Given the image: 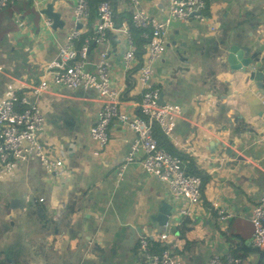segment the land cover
Listing matches in <instances>:
<instances>
[{
	"label": "crops",
	"instance_id": "1",
	"mask_svg": "<svg viewBox=\"0 0 264 264\" xmlns=\"http://www.w3.org/2000/svg\"><path fill=\"white\" fill-rule=\"evenodd\" d=\"M76 1L13 0L0 9V99L14 89L39 102L46 115L42 138L48 154L63 161L59 175L33 157L11 172L0 164V258L6 264H142L140 239L147 237L170 248L184 264H211L214 256L225 264L228 238L251 244V214L264 195V95L248 74L232 71L226 47L230 41L262 51L264 63V0H206L208 21L173 19L166 52L156 64L154 87L165 102L184 111L168 143L176 155L192 160L188 170L209 178L195 205L175 198L138 159L128 158L134 135L119 122L109 127L107 147L94 153L89 133L101 105L95 89L52 84L42 97L32 96L31 86L40 82L69 34L79 27L82 34L93 31L89 19L76 24ZM111 1L117 15L131 14L129 0ZM50 3L61 12L63 28L44 25L48 18L41 10ZM142 4L158 20L170 15L169 0ZM108 37V44L91 42L85 70L95 72L102 51L109 50L122 108L138 114L140 68L125 71V39ZM12 198H23L25 210L12 209ZM216 201L234 217L216 218ZM164 203L173 212L166 226L154 219ZM182 209L192 215L184 216ZM163 233H168L164 241Z\"/></svg>",
	"mask_w": 264,
	"mask_h": 264
},
{
	"label": "built area",
	"instance_id": "2",
	"mask_svg": "<svg viewBox=\"0 0 264 264\" xmlns=\"http://www.w3.org/2000/svg\"><path fill=\"white\" fill-rule=\"evenodd\" d=\"M35 1V0H28ZM91 0H77L74 18L77 25H82L90 15ZM10 0H0V8L8 7ZM38 4V3H37ZM131 23L142 31L147 40L145 54L140 63L131 23H116V12L111 0H102L97 8V23L93 35L88 36L80 48L77 43L82 35L80 27L69 34L67 41L59 48L58 56L46 68L40 82L31 86L32 96L42 97L51 85H59L74 90L81 86L97 91L101 102L98 118L90 129V137L97 146L98 155L109 143L108 130L113 121L133 133V142L128 158L138 159L142 167L152 175L165 182L171 194L177 199H187L191 204H198L202 179L190 174L187 166L190 158H182L159 145L156 127H159L166 139L173 137L176 127L184 118L183 108L178 104L161 103V91L154 87L153 80L156 64L167 49L166 35L173 19L183 21H208L206 0H169V17L158 20L143 7L142 0H129ZM41 5V4H39ZM38 6V5H37ZM44 25L52 29V21L46 19ZM87 30V29H86ZM109 33L122 34L127 48L122 57V66L129 71L137 66L142 99L137 104L138 114L129 113L122 108V90L113 85L112 66L109 50L102 51L95 72L85 70V59L89 54L91 42L108 44ZM46 126V115L41 104L32 101L30 96L21 95L17 90L9 91L0 99V164L2 170L11 172L19 161L38 158L47 172L59 175L63 161L50 158L47 143L43 141ZM43 200V199H42ZM220 221H228L234 212L221 208L214 202ZM181 214L191 216V209H182ZM253 234L251 244L264 249V195L254 207L251 214ZM168 238V233L160 235V240ZM140 256L142 264H184L170 248L154 252L147 237L140 239ZM229 262H240L229 259ZM221 258L214 256L211 264H222ZM0 264H6L0 258Z\"/></svg>",
	"mask_w": 264,
	"mask_h": 264
},
{
	"label": "trees",
	"instance_id": "3",
	"mask_svg": "<svg viewBox=\"0 0 264 264\" xmlns=\"http://www.w3.org/2000/svg\"><path fill=\"white\" fill-rule=\"evenodd\" d=\"M12 1L13 0H10L8 7H10ZM101 1L102 0H91V2H90V15H91V12L92 13L95 12L96 17H97V8H98V5ZM8 7L0 8V9H8ZM37 13L38 12H36L35 14H37ZM90 15L88 18L89 19L88 20V27H89V29L90 28L93 29L92 21L95 20V16L93 18V16H90ZM115 18H116V23L119 26L124 22V20L131 23V14L130 13H119L118 15L116 14ZM130 29H131V32L133 33V37H134L136 46L138 47L137 56L141 57L140 54L142 52L143 44H145L147 42V40L142 36V31L139 29H136L132 23H131ZM90 35H93V31L87 30L84 34L81 35L78 42H83ZM108 35H110V33ZM115 38L116 37L114 36L113 39H115ZM155 134H156V137L158 139L159 145L162 148L166 149L167 151H169L171 153L173 152V154H176L175 151L172 150V147L168 143V139L165 138V136L162 134L159 127H156V133ZM191 164H193V162ZM188 172L190 174L197 175L196 171L192 167H190ZM208 180H209L208 177H204L202 179V193H203V190H204ZM214 215H215V217L216 216L219 217L218 213L216 214V211L214 212ZM149 240H150V244H151V247H152L154 252L158 253V252H161L164 248H167L166 246L162 245L158 241H155L152 239H149ZM246 241H247L246 239H238L237 237L228 238L229 251H228V254L224 256V258H225L224 263L225 264H264V249L254 247L252 244H248ZM231 258L239 259L240 262H238V263L231 262L230 263L229 259H231ZM250 258L253 260H250Z\"/></svg>",
	"mask_w": 264,
	"mask_h": 264
},
{
	"label": "water",
	"instance_id": "4",
	"mask_svg": "<svg viewBox=\"0 0 264 264\" xmlns=\"http://www.w3.org/2000/svg\"><path fill=\"white\" fill-rule=\"evenodd\" d=\"M49 20L52 21V28L58 29L65 26V21L62 18L60 11L54 10V4L50 3L41 10ZM227 62H229L232 71L240 70L248 74L252 83L262 91L264 95V63L261 59L262 51H252L251 47L241 45L236 42L228 41L226 47ZM161 103H164V95L161 94ZM25 200L23 198H12L10 200V207L12 209L25 210ZM173 215L172 208L167 203L162 205L160 212L154 219L162 226H166L170 217Z\"/></svg>",
	"mask_w": 264,
	"mask_h": 264
}]
</instances>
